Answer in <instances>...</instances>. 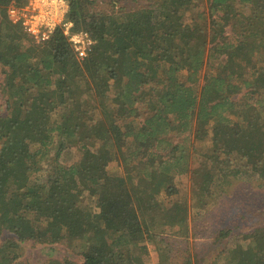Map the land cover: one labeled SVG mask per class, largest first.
Wrapping results in <instances>:
<instances>
[{"label":"trees","instance_id":"trees-1","mask_svg":"<svg viewBox=\"0 0 264 264\" xmlns=\"http://www.w3.org/2000/svg\"><path fill=\"white\" fill-rule=\"evenodd\" d=\"M28 2L0 0V264H15L29 240L82 260L47 264H146L148 242L187 234L186 216L166 204L182 177L200 210L238 175L236 156L264 181V0H211L196 24V0L120 19L96 0H68L73 31L96 41L83 61L62 30L28 46L8 15ZM67 146L85 160L44 182L49 153L59 160ZM85 192L96 210L82 209ZM247 239L234 264H264V227Z\"/></svg>","mask_w":264,"mask_h":264},{"label":"rangeland","instance_id":"rangeland-1","mask_svg":"<svg viewBox=\"0 0 264 264\" xmlns=\"http://www.w3.org/2000/svg\"><path fill=\"white\" fill-rule=\"evenodd\" d=\"M162 0H96L99 10L107 14L124 18L126 13L155 7ZM211 0H196L194 10L189 13V21L196 24L198 12H207ZM28 46L41 49L26 37ZM2 67H0V73ZM5 76L0 75V114L6 115L7 97L3 93L2 83ZM203 81L201 80V83ZM18 80V85L23 84ZM144 113V112H143ZM141 114V113H140ZM23 115V114H22ZM122 123V121H121ZM120 125V124H119ZM199 150H203L204 143L199 142ZM56 149L49 153V159L43 165L41 178L50 184L55 180L58 166L82 163L85 155L78 150L73 151L67 146L59 160L56 158ZM237 167L240 168L237 176H229L222 180L223 189L216 201L205 210L194 208L191 183L189 176L180 179L178 194L166 199L167 207L176 209L188 220V230L185 236L163 234L148 242L149 254L144 257L146 264H234L236 253L247 246L248 236L264 227V181L250 177L247 162L236 156ZM111 176H121L122 169L110 168ZM230 173V172H229ZM83 210L95 209V199L89 193L84 194ZM8 238L5 234L3 239ZM163 238V239H161ZM2 239V240H3ZM73 249V248H71ZM64 244H41L29 240L20 245L18 264H47L51 259H71L81 262L79 252L72 251Z\"/></svg>","mask_w":264,"mask_h":264},{"label":"built area","instance_id":"built-area-1","mask_svg":"<svg viewBox=\"0 0 264 264\" xmlns=\"http://www.w3.org/2000/svg\"><path fill=\"white\" fill-rule=\"evenodd\" d=\"M69 12L68 0H29L24 7H9L8 15L36 46L48 42L57 30H62L77 59L83 61L93 51L96 41L85 31H73L74 23L69 19Z\"/></svg>","mask_w":264,"mask_h":264}]
</instances>
